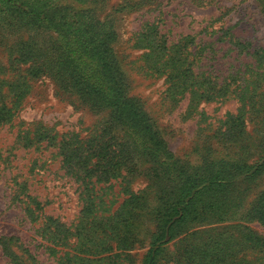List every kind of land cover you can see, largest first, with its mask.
<instances>
[{"label":"rangeland","instance_id":"obj_1","mask_svg":"<svg viewBox=\"0 0 264 264\" xmlns=\"http://www.w3.org/2000/svg\"><path fill=\"white\" fill-rule=\"evenodd\" d=\"M22 1L86 12L89 19L111 27L116 35L113 50L129 86L127 97L152 120L169 151L182 164L199 167L222 161L251 166L262 157V0ZM148 25L156 27L165 47L174 46L175 50L185 46L180 65L189 67V75L197 82H209L212 91L201 96L202 88H194V92L178 87L176 92L170 90L173 76L164 66L167 57L161 48H154L159 44L141 36ZM32 35L27 29L0 30V82L5 81L1 94L15 92L12 86L16 85L22 92L14 105L12 94L5 96V104L12 106L11 117L0 122V239H16L11 250L28 264H67L73 256H94L85 255L76 236L85 204L83 186L75 171L70 173L63 164L55 145L65 140L70 147L85 150L82 143L109 125V115L94 112L76 91L62 88L51 75L33 76L30 63L12 62V46ZM39 40L45 41L42 37ZM48 137L54 140L44 139ZM134 159L135 171L127 178L122 171L108 180H90L97 204L95 228L116 215L129 197L126 189L144 198L137 218L121 224L108 220L104 227L107 232L110 226L126 229L133 241L127 250L107 253L119 255L115 264H142L156 231L153 212L164 188L138 154ZM263 191L264 174L249 186L238 182L223 199L229 206L225 220L189 226L163 247L156 264H214L212 256L220 249L217 246L226 249L227 264H263L264 217L260 219L254 211L260 194L264 198ZM26 196L39 204L36 210ZM49 226H56L58 235L53 236ZM249 232L262 240L261 246L251 245ZM0 264H12L1 244Z\"/></svg>","mask_w":264,"mask_h":264},{"label":"trees","instance_id":"obj_2","mask_svg":"<svg viewBox=\"0 0 264 264\" xmlns=\"http://www.w3.org/2000/svg\"><path fill=\"white\" fill-rule=\"evenodd\" d=\"M72 10L68 7L52 8L30 4L22 0H0V30L6 27L17 31L27 29L33 33L31 38H20L12 46V62L30 63L33 76L39 73L51 75L62 88L76 91L94 112H107L109 115V125L105 124L88 142L82 143L87 146L85 150L82 147H70V142L65 140L55 145L63 164L70 173L75 171V176L83 186L85 204L81 211L82 221L76 231L78 247L87 252L85 255L95 257L73 256L67 264L76 261L80 264H115L114 258L119 255L107 253L115 249L124 251L132 246L133 241L126 229L110 226L107 232L104 227L108 220H116L114 222L121 224L137 218L144 198L126 189L129 197L116 211V215L106 218L101 226L95 228L97 204L94 203L93 192H90L93 190L90 180H108L120 175L122 171H125L124 178L131 176L135 171L131 160L136 154L145 161L156 183H164L153 212L156 231L142 262L156 264L163 253V247L185 233L189 226L225 220L229 206L224 203V197L230 195L232 187L238 182L249 186L264 174V151L259 161L251 166L222 161L205 163L199 167L182 164L169 151L152 120L133 99L127 97L129 86L113 50L116 35L111 27L89 19L86 12L77 13ZM141 36L149 43L159 44L154 48H161L163 57H167L164 66L169 68L173 76L170 90L181 88L183 91L190 89L194 92L202 88L201 96L212 91L209 82H197L189 75V67L180 65L185 46L175 50L174 46L165 47V41H161L163 37L154 25H148V31ZM40 37L45 41L41 42ZM147 46L151 47L149 44ZM4 83L0 82V122H6L11 117L12 106L5 104V96L10 97L12 94L13 105L22 98L19 85L10 84L13 90L16 89L15 92L8 91V96L1 94ZM39 139L42 137L39 136ZM44 139L54 140L53 137ZM26 197L36 210L39 204L31 196ZM255 206V214L258 213V217L263 219L264 198L261 194ZM48 221L55 223L53 220ZM48 229H51L53 236L58 235L56 226H49ZM247 240L253 246L262 245V240L250 232ZM15 242L14 238L0 239L1 247L12 264H28L12 252L11 246ZM217 247L220 249L217 248L218 252L212 256L211 262L227 264L226 249L223 246ZM104 254L107 255L101 256ZM190 261L194 262V259Z\"/></svg>","mask_w":264,"mask_h":264}]
</instances>
